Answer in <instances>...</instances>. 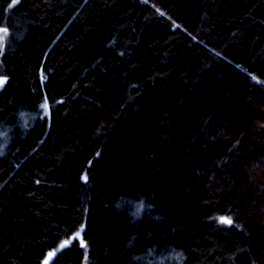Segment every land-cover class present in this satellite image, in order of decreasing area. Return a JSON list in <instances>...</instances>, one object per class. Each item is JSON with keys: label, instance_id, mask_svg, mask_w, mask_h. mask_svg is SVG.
Returning <instances> with one entry per match:
<instances>
[{"label": "trees", "instance_id": "1", "mask_svg": "<svg viewBox=\"0 0 264 264\" xmlns=\"http://www.w3.org/2000/svg\"><path fill=\"white\" fill-rule=\"evenodd\" d=\"M0 81V264L96 263L92 180L140 113L113 264H264L241 216L264 227V0H0ZM172 179L228 204L197 226Z\"/></svg>", "mask_w": 264, "mask_h": 264}, {"label": "rangeland", "instance_id": "2", "mask_svg": "<svg viewBox=\"0 0 264 264\" xmlns=\"http://www.w3.org/2000/svg\"><path fill=\"white\" fill-rule=\"evenodd\" d=\"M93 123L94 120L92 117L85 129V139L88 137ZM127 127L131 132V139L124 142L120 146H110L108 148L107 157L103 164V172L95 176L92 180L95 186L93 202L95 200V220H97V223L88 228L87 235L90 236L96 247L95 256L97 261L95 264H113L112 251L120 244L119 240H121L123 236H126L128 233L126 223L123 219L118 218L110 221L103 216L104 207L109 204L115 193L141 190L146 185L144 180L131 174L129 171L125 173L124 183L122 185H117L110 180L112 175L116 172L118 165L123 163L130 155L137 139L146 133L147 125L145 122V114H133L127 122ZM171 181L174 185V189L169 193V196L179 201L182 207H185L192 213L194 217V224L197 226L200 225V218L203 214L212 213L215 209L223 211L225 206L228 204L227 201H224L215 208L203 210L200 207V190H192L188 182H183L177 179H172ZM241 216L251 232L254 241V248L256 250H264V227L250 220L245 213H242ZM165 227L168 226H160V233L154 237L155 240L161 242L176 240L179 243L186 244L185 231H180L175 227H168L172 230L171 231ZM138 236L139 238H148L149 234L146 229L142 227Z\"/></svg>", "mask_w": 264, "mask_h": 264}, {"label": "snow or ice", "instance_id": "3", "mask_svg": "<svg viewBox=\"0 0 264 264\" xmlns=\"http://www.w3.org/2000/svg\"><path fill=\"white\" fill-rule=\"evenodd\" d=\"M0 83H3V81H0ZM45 107H46V105H45Z\"/></svg>", "mask_w": 264, "mask_h": 264}]
</instances>
